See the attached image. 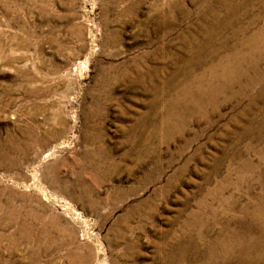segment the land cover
I'll list each match as a JSON object with an SVG mask.
<instances>
[{
  "label": "rangeland",
  "instance_id": "374dc122",
  "mask_svg": "<svg viewBox=\"0 0 264 264\" xmlns=\"http://www.w3.org/2000/svg\"><path fill=\"white\" fill-rule=\"evenodd\" d=\"M0 264H264V0H0Z\"/></svg>",
  "mask_w": 264,
  "mask_h": 264
}]
</instances>
